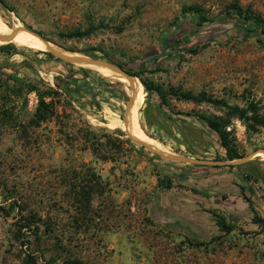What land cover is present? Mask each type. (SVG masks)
Here are the masks:
<instances>
[{
	"label": "rangeland",
	"instance_id": "1",
	"mask_svg": "<svg viewBox=\"0 0 264 264\" xmlns=\"http://www.w3.org/2000/svg\"><path fill=\"white\" fill-rule=\"evenodd\" d=\"M6 2L12 11L0 6V37L13 38L8 43L16 52L0 54V264H63L72 258L83 264H264V233L251 210L253 206L264 218V181L248 183L253 191L246 189L245 198L238 185L244 167H230L251 161L264 174V153L258 152L264 148V127L249 133L223 105L171 98L178 113L164 121L168 130L163 129L157 119L164 120L169 110L140 81L203 91L231 104L254 100L264 115V36L223 17L228 5L238 3L264 18V0ZM190 4L212 19L200 31L190 17H183L182 6ZM100 20L123 30L100 28L83 37H59ZM10 30L21 34H1ZM44 47L118 63L139 76L84 65L112 84L98 86L92 75L87 77L98 99L111 90L117 96L96 104L90 92L73 91L86 77L79 69L70 71L67 63L83 66L52 53L50 58ZM19 52L34 67L24 65ZM29 85L40 92L57 90L45 97L53 112L43 120L37 121L38 94ZM200 114L229 119L227 129L241 158L253 156L228 164L216 132ZM128 135L152 149L213 163L168 160ZM61 166L74 183L78 174L94 171L104 190L92 198L91 221L78 233L71 226L75 210L66 202L52 206L51 198H62ZM66 195L64 200L70 201ZM13 201L16 206L7 214ZM32 212L52 216L56 238L38 241L20 229L21 218ZM219 218L232 226L229 233L220 230ZM59 238L64 248L56 246Z\"/></svg>",
	"mask_w": 264,
	"mask_h": 264
},
{
	"label": "trees",
	"instance_id": "2",
	"mask_svg": "<svg viewBox=\"0 0 264 264\" xmlns=\"http://www.w3.org/2000/svg\"><path fill=\"white\" fill-rule=\"evenodd\" d=\"M0 6L2 8H5L9 11H12L11 6L8 5L6 0H0ZM182 14L184 19L187 17H190L191 22L195 27H197L198 31L202 30L205 27L206 23H210L212 19L205 13L202 7L190 4V5H183L182 6ZM224 18H228L233 21V23L243 30H245L248 33H254L257 35H263L264 36V18L254 10H252L250 7H242L238 3H232L228 5L226 10L223 14ZM26 28L30 31H34L30 28V26H26ZM110 29L113 28L116 32H121L123 30L122 26H110L108 22H104V20H100L97 23H90L88 27L84 30L80 29H74L69 32H60L59 37L61 38H74V37H83L89 34L94 33L98 29ZM36 34L40 35L41 33L38 31H35ZM94 50V49H93ZM16 52V48L11 43L6 44H0V54L1 55H9L12 52ZM190 51H196L195 49L191 48ZM22 54V52H19ZM48 57H53V55L49 52H43ZM23 55L22 63L26 65L28 68L34 67L33 61L28 58L25 54ZM95 57V56H94ZM118 64V63H116ZM68 66H70V71L72 69H79L84 76L86 77L85 80L80 84L74 85V92L79 93L82 90H86L91 93V101L95 102L96 104H99L100 101L108 102V98L111 97H117L114 91H108V96L104 97L101 96L99 99L97 98V92L96 88L91 86L89 84V81L87 80V77L92 75V80L94 83H96L98 86L105 87L107 85H112L107 79L104 77L95 74L93 70L89 68H74V66L67 63ZM120 65V64H118ZM1 66V64H0ZM122 66V65H120ZM123 67V66H122ZM124 68V67H123ZM127 70V69H126ZM133 76H139L136 71L128 70ZM18 81H21L17 79ZM141 84L144 87V90L146 93L148 92H155L160 101L161 105L165 106L169 110L170 115L177 114L178 112H175L171 105V98L179 101H192L195 103L200 102H208L214 105H223L226 107L227 115L231 117H236L240 119L243 124L245 125L246 130L249 133H255L258 131L260 127H264V115L259 112L257 102L254 100H245L243 104H237V103H228L221 99H215L211 98L210 96H207L205 92L201 91L199 93H193L191 91H184L181 89H178L177 87H165L162 84L152 83L148 82L144 79H141ZM60 85L57 83L56 88H59ZM64 87V86H63ZM65 87H70L69 84H67ZM29 88L36 91L38 94V106L37 111L35 113V116H37L38 120H43L49 115L52 114L53 110L50 108L49 102L46 101L45 97L49 96L53 93H57V90H54L53 87L49 88V90L39 91L36 86L29 85ZM66 89V88H64ZM69 89V88H68ZM132 89H134L132 87ZM171 117V116H170ZM199 117L206 123V125L213 129L219 140L220 146L225 150V156L227 160H234L241 158V155L238 153L234 142H233V136L231 134V130L227 129L230 120H224L221 116H205L203 114H200ZM104 159L109 158L108 155L103 157ZM230 167H238L241 169V167H244V172H242L243 176H240V182L241 183H254L256 181H264V174L261 172L260 169L254 168L251 165L250 162H245L243 164L238 165H230ZM63 171V174L61 175V187L63 188L62 191V198L55 199L51 198L53 201L52 206L55 207L56 204H62L64 205V202L67 203L68 207H71L75 210V213L73 214L71 218L72 227L75 229V232H79L82 227H85V225H88L89 221H91V215H92V198L95 195H99L104 193V190L101 189L102 183L99 180V175L96 174L94 171H91L90 173H86L83 176L78 174L77 179L75 183L73 181H69L67 178V173L65 170V167H60ZM88 169V168H87ZM239 183V188L241 190L242 195L245 196V190L253 191V189L249 186H245L244 184ZM163 185L164 187L168 186V181L163 179ZM66 192L69 193L68 197L69 200H64V197L67 196ZM249 198H247L248 200ZM15 201L11 202L9 204L10 210H7V214L11 209L14 208V205L16 206ZM249 203L250 200H249ZM17 206H20L17 204ZM4 209V208H2ZM253 211V222L256 223L259 227L262 228V231L264 233V218L258 216L256 214L255 209L252 206ZM215 217H219L217 214H213ZM21 224H19L20 229H24V231H29L35 239L40 241L43 237H49L53 236L56 238V234H54L56 227V222L53 220L52 216L49 214H46L44 218H42L41 215H39L36 212L29 213L28 215L23 216L21 218ZM217 225L219 226L221 231L229 233L232 230V226L227 225L223 222V219L219 218L216 220ZM57 240V247H63L64 244L62 240ZM190 244H193L190 240L188 241ZM31 247V244L29 245ZM38 250V248H37ZM30 257H33L32 254H30ZM35 264V263H34ZM63 264H83L82 261L79 258H72L69 260H63Z\"/></svg>",
	"mask_w": 264,
	"mask_h": 264
},
{
	"label": "water",
	"instance_id": "3",
	"mask_svg": "<svg viewBox=\"0 0 264 264\" xmlns=\"http://www.w3.org/2000/svg\"><path fill=\"white\" fill-rule=\"evenodd\" d=\"M28 31L31 32L33 35L39 37L41 40H43V41L45 40L42 36L32 32L30 30H28ZM0 38H1V41L4 42V43L10 42L9 39H4L6 37H0ZM45 41H47V40H45ZM47 51L52 53L54 56H56V57H58V58H60L62 60H65L66 62H69L71 64L81 65V66L86 67V68H89L87 66H84L86 64L105 66V67L109 68L110 70H112V71H114L116 73H119V74H122V75L126 76L127 78H136L135 76H133L128 70H126L122 66H120V65H118L116 63L101 59V58L91 57V56L74 55V54H71V53H68V55H64L60 51H58V50H56L54 48H47ZM131 103H132V93H131V97H130L128 103H127V106L125 108V117H126V115L128 113V110H129V108L131 106ZM128 136L133 142L147 147L148 149L152 150L153 152H155L160 157L168 159V160L179 161V162H188V163H199V164L213 163V162H210V161H204V160H199V159H191V158H188V157L176 156V155H173V154H168V153L162 152V151L157 150V149H152L150 146L145 145L142 141H140L136 137H134L132 135H128ZM258 152L259 153H264V148H260ZM251 156H253V153H251L249 155H246V156H244V157H242L240 159H237V160L228 161L227 163L228 164L242 163V162H245V161L249 160L251 158Z\"/></svg>",
	"mask_w": 264,
	"mask_h": 264
},
{
	"label": "flooded vegetation",
	"instance_id": "4",
	"mask_svg": "<svg viewBox=\"0 0 264 264\" xmlns=\"http://www.w3.org/2000/svg\"><path fill=\"white\" fill-rule=\"evenodd\" d=\"M159 114H160V117H162V112H160ZM165 115H166V117L164 118V120H162L160 118L157 119V124L159 126H161V128L168 130V127L164 121H166L168 119L171 120V117H170L171 115L168 112H165Z\"/></svg>",
	"mask_w": 264,
	"mask_h": 264
},
{
	"label": "bare ground",
	"instance_id": "5",
	"mask_svg": "<svg viewBox=\"0 0 264 264\" xmlns=\"http://www.w3.org/2000/svg\"><path fill=\"white\" fill-rule=\"evenodd\" d=\"M1 34H21V32L20 31H14V30H10V31H6V32H3V33H1ZM4 39H9V41H13L14 39L13 38H11V37H7V38H4ZM19 39H21V40H19V41H22V40H24V41H29L30 40V38H19ZM17 41V40H16ZM0 42H2L1 41V38H0ZM31 45V44H30ZM48 47H44V49H47Z\"/></svg>",
	"mask_w": 264,
	"mask_h": 264
},
{
	"label": "crops",
	"instance_id": "6",
	"mask_svg": "<svg viewBox=\"0 0 264 264\" xmlns=\"http://www.w3.org/2000/svg\"><path fill=\"white\" fill-rule=\"evenodd\" d=\"M131 87H134V86H131ZM165 112V111H164ZM171 119H172V116H171ZM192 159V158H191ZM186 163H188V162H186Z\"/></svg>",
	"mask_w": 264,
	"mask_h": 264
}]
</instances>
